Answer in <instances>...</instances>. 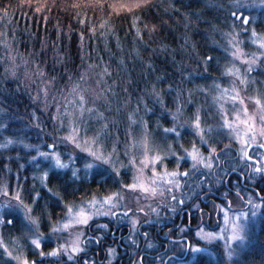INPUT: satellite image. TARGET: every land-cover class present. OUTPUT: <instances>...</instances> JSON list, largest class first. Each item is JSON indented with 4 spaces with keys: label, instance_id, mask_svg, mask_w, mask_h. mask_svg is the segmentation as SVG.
Instances as JSON below:
<instances>
[{
    "label": "trees",
    "instance_id": "1",
    "mask_svg": "<svg viewBox=\"0 0 264 264\" xmlns=\"http://www.w3.org/2000/svg\"><path fill=\"white\" fill-rule=\"evenodd\" d=\"M231 1L0 0V144L11 138V146H25L51 135L59 97L72 93H77V101L82 92L86 101L91 95L90 102H96L91 108L106 114L107 119L111 117L105 105L108 101L112 107L128 104L130 112L139 106V114L153 133L169 127V116L177 108L187 109L189 94L199 96L204 103L212 89L223 86L227 65L223 34L231 33L229 27L236 17ZM208 56L213 59L206 62ZM94 90L102 99L92 97ZM155 92L161 94L160 98ZM145 104L150 111L145 110ZM187 110L184 114L188 117L195 114ZM206 111L200 116L202 126L213 128L207 139L219 159L213 169H199L195 174L198 180L206 176L205 183L194 179L190 170L186 191L211 200L221 198L220 193L245 200V191L264 197V179L251 172L243 174V181L240 179L242 160L234 142L214 128L218 110L207 106ZM106 122L109 130L114 129L111 119ZM185 130L178 143L174 142L175 150L200 146L196 138L184 134ZM209 145L204 147L205 153H210ZM17 154L15 148H0V183L6 180L10 185L11 173L18 171V184L28 196L39 189L40 204L33 213L47 224L58 220L60 202L70 205L99 192L106 181L96 175L90 182L70 180L67 174L52 172L45 187L39 181L40 174L20 171L26 160L22 156L15 162ZM55 196L59 203L52 210L49 202ZM261 214L255 238L233 264H264V208ZM3 226V238H20L22 226L14 221L9 228ZM139 249L130 250L139 256ZM154 251L147 254L152 256ZM7 261L0 256V264ZM197 264L210 263L200 258Z\"/></svg>",
    "mask_w": 264,
    "mask_h": 264
},
{
    "label": "rangeland",
    "instance_id": "2",
    "mask_svg": "<svg viewBox=\"0 0 264 264\" xmlns=\"http://www.w3.org/2000/svg\"><path fill=\"white\" fill-rule=\"evenodd\" d=\"M242 4L247 5L245 7H237L234 4V0L231 1L230 5L233 11L236 13L235 20L232 23L231 28V35L227 32L223 34V39L227 41V44L224 46L226 59H227V65L224 68L222 78H223V86L218 85L215 87L216 89H212L209 95L210 101L207 99L206 101L199 99V96H194L192 94H189V97L185 100L187 109H191L195 114H190L188 117L184 113H186L188 110H181L178 114L177 111H175L172 115L169 116V113L167 114L169 117L172 118L171 124L167 128H171L173 126L177 127V129L180 131V133L185 130L184 134L192 135L191 137H194L198 140L199 147H196L199 149V151L202 153L204 157H208L210 153H205L203 150L204 147H208L209 142L207 139V143H202L200 136L197 134L196 130L192 126V121L195 118V115L197 113V110H199V115L202 116L203 112H207V106L211 110H218V115L215 120V129L216 127L218 129H221L225 134L228 136L230 141L232 140L235 144V148L237 149V152L240 155V148L241 145L239 143V140L236 137L237 131H239L240 135H244V125L240 124V122L236 119L237 114L240 115L241 119H245L242 112V108L239 104V102L233 103L231 99L229 98L231 96V89L233 86H235L239 91L241 97L245 99V103L248 105L249 108V114L252 115L255 118L256 126L259 128L261 126L260 123V116L262 115L256 108L254 101L249 99V97H252L256 94L257 90L260 91L261 94H264V49L260 48L257 43L254 42L256 37H253L252 31L255 29L257 33V37H264V0H241ZM242 14V15H241ZM248 17L249 21L247 24L244 23L243 18ZM230 35V36H229ZM229 37V38H228ZM235 37L236 41L238 42V46L243 50L245 53V59H250L255 57L257 59V64L253 66V71L248 72L247 68L248 65L244 64L242 60L234 58L232 56V51L234 50L232 47V39ZM229 39V40H228ZM239 68L240 72L247 76V79L249 81V84L247 88L245 89L244 85H242L239 81V79L236 76H231L226 73V69L229 67ZM49 88V85H48ZM223 89H229L228 97H225V99L221 102L218 98L222 95ZM77 92V91H75ZM83 94V92H82ZM91 95L87 96V103L85 105V112L83 117L81 118L79 115V101H77V93H72L71 95L65 94L61 97H59L58 100V107H57V114L55 113L54 117V123L55 126L53 127L52 131L50 132L51 135L49 136H42L39 137L41 140H36L35 143H31L27 145H31V147L25 146H18L15 145L11 146L7 142L3 143L6 145V147L1 148L3 151H9L11 149H14L19 153L17 154L15 162H19L20 158L24 156L25 163L23 164V167H20V171H28L29 174L37 175L40 174L41 177H39V181L42 183V175L45 171H48L49 174L52 172L59 173V174H67L70 180H81V178L84 179L85 182H90L92 176H99L97 175V171L99 170L98 167H94L92 169H86L85 165L88 163L93 162V158L87 153L82 151L80 148H76L74 144H72L70 141L66 139V137L72 132V127L75 126L77 129H79V140L81 143L87 138L94 137L97 134L99 135V141L98 143L103 146V150L105 153L112 152L113 147L115 146L116 152L113 154V159L116 162V167L120 169V175L117 177L113 174L108 175L105 174V178H103V188L99 192L91 193L89 195H86L84 198L76 199L74 202L72 201L71 204L63 205V203L60 202V205L62 206V211L60 212V215L58 217V220L54 223L49 222L48 224L42 220L41 217H37L33 213V210L38 207V198H35V193L39 190H33V195L28 196L26 192L23 190V185L18 184L19 175L18 171H15L11 176V184L9 185V182L5 180L0 183V187L3 185H7L9 189V195H14L17 191H20L22 199H24L25 204L29 205L32 208V216L36 217L39 220V233L42 234L41 238V244H42V250L44 252H50L54 248H56L60 244H65L66 242H70L71 235L70 233H75L76 231H82L84 232L83 239L87 242L85 247L84 253L74 254V260L77 256H85L88 252V246L92 247L96 245L98 247V244L94 243L93 241L90 243V238L92 235H90L91 231H94L98 228V226L103 225L105 223V220L109 221H117L119 223H125L126 224V232L129 230L127 237V242H130L128 245L131 247L134 245V241L136 237H138V233L141 231L142 233L148 232V228H146L149 225L153 224H160L169 222L172 218H169L168 215L171 214V216L175 217L177 214L180 217V214L182 213L185 208L187 210H193V214L197 217V211L200 209H205V212H203L202 218H199L198 221L194 223V229L189 230V233L187 234L188 237V245H192L193 247H199L202 249L199 253H191L189 248L187 249V246L185 243H181V245L177 244V252L173 253V255L178 257H185L183 258L186 264H197L199 262L200 258H204L208 263L210 264H233L234 260L239 258L240 253L244 251L247 246L251 243V241L255 238V234L260 226L261 223V210L262 208L256 209L257 215L255 217H251V220L247 223L250 224L249 230L247 232V239L245 241H232L231 240V227L230 223L226 224L224 221V215L225 211H227L228 216L230 219L234 217L235 214H237L239 211H249L252 207V205L247 204V200L249 198L252 199L253 204H259L261 203V199L264 198L263 195H258L257 197L254 196V192L252 194H249L248 192H244L246 198L245 200L239 198V196L235 195H227L224 196L223 193H220V197L217 200H211L207 198L206 196H194L192 192L189 193V191H186L187 185L185 183L186 179L189 177H180L181 183L184 185L180 188H174L172 186H168L169 190L164 191V195L161 196L159 194V191L157 194L153 197L148 194H144L139 189L137 190H131V189H125L123 188V185L125 184H131L134 182V178L137 175V167L140 166L139 162L141 159H143L142 156V150L137 146L135 150L127 147L128 145H131L133 138H135L137 141L141 139L142 134L144 133V127L141 124L136 125H130V121L128 119L130 111V105H124V106H118V107H112L113 105L110 102H106L105 105H107L108 108L111 110V117L107 119L106 114H103L102 118H98L97 111L89 113L87 111L88 108H91V106H94L96 102H90ZM97 96L96 99L99 97L102 99V95L97 90L93 91L92 97ZM98 101V100H97ZM221 103H223V110L221 109ZM181 109V108H180ZM69 112L67 113V111ZM134 112V111H132ZM67 113V115H66ZM224 113H227V116L225 117ZM176 115V119H173V116ZM140 117H143L142 114L137 113V119L139 120ZM220 117V118H219ZM144 118V117H143ZM170 118V119H171ZM215 118V117H214ZM228 119L230 122H232L235 125L234 129H229L227 127L223 126L224 119ZM111 119V126L114 127V129L109 130V128L104 129L103 125L106 121ZM122 119V121H121ZM113 122V123H112ZM124 122V123H123ZM107 123V122H106ZM124 124V125H122ZM131 128V131L129 129ZM220 130V131H221ZM147 132L149 135V139L151 141L153 152L151 154H155L156 151H159L161 155H166V159L163 164H158L156 166L157 171L163 173L165 166L167 167V170L169 172L176 170L177 167V159L178 157H184V160L180 161L179 163V171L182 173L185 170H191L192 161L190 157L187 156L185 149L188 150V152L192 151L193 146H186L184 149H177L175 150L173 147L174 142L179 141V137H176L174 133H165L163 130L156 131L153 133L152 130H149L147 127ZM171 139V140H170ZM258 142H264V139L258 137ZM55 144V148L53 149L50 147L51 145ZM169 146L171 148V151L169 150ZM202 147V148H201ZM22 151V153H20ZM26 153H25V152ZM58 152L62 158V160L65 163L69 164L68 168L64 169H58L53 168L52 164L53 161L48 159H44L43 157L38 155V152ZM127 151L128 154H125ZM264 150L258 149L256 145H253L249 149V154L253 155L254 159L252 161H245L243 159L240 166L242 167L241 173H250L251 168L256 166L255 161L257 159H261L260 153ZM70 156L72 159L70 160ZM135 156L137 159L136 165L134 166L132 163H130L131 158ZM32 157H36V161L33 162ZM118 157V159H116ZM218 161L217 159L213 161V165H216ZM264 163V160L262 161ZM27 165V166H26ZM123 165V167H121ZM21 166V165H20ZM103 167H109L108 165H104ZM214 167V166H213ZM79 170L77 172L76 176L72 175V172L74 170ZM199 169H205L202 166ZM213 169V168H212ZM207 171L209 169H206ZM111 172V169H109ZM240 174L239 177L243 181L244 177L243 174ZM145 175L151 176V165L145 169ZM225 175V173H224ZM254 175V174H253ZM258 175V174H257ZM260 176V175H258ZM102 179V178H101ZM188 181V180H187ZM202 183H205V180H198ZM96 182H99V179L96 180ZM191 181L187 182L189 184ZM43 185H45L43 183ZM44 186L40 185V188H43ZM100 188V186H99ZM27 189V188H25ZM113 192H121L122 195L125 197L124 200L120 201V204L112 209L113 212L116 213L115 216L107 215V216H101L97 215L94 216L90 221L89 225L87 226H77L76 228L70 229L68 231H57L53 232V228H58L63 222H65L67 217V211L68 207L71 206L74 209L79 208L81 206H84L86 210H91L87 207L88 202L91 201L93 198H95L97 201H102L105 196H108L112 194ZM222 194V195H221ZM175 195L177 197L176 201H173L171 197ZM137 197L139 199L137 200ZM5 197L0 196V204L6 202ZM28 199L29 201H27ZM223 199H226L227 202H225ZM57 197L55 196L53 198V201L49 202L51 205V209L54 210V208H57L59 201H57ZM179 200H184L183 204H179ZM35 201V202H34ZM228 201H232L231 207H229ZM203 203V204H202ZM246 203V204H245ZM43 204V203H42ZM99 207V205H98ZM132 209V211H128V209ZM139 208H143L144 211L140 212L138 211ZM157 209V212H159V216H157L156 212H153L152 209ZM175 208V211H172V209ZM107 208H104L103 211H107ZM184 212V211H183ZM127 213V215H125ZM162 216L167 217L162 218ZM169 218V219H168ZM8 219H12L14 222L17 223V225L22 226V230L20 229V238L15 237L4 238L5 242L9 244L10 249L13 251L14 255H22L23 258H26L29 261H33L34 258H37L39 260H56V263L60 262L61 260H68V261H74L68 259L67 253H62L60 257H40L38 255L40 249H35L33 245L30 243V238L32 235L36 232V225L31 224L28 220L24 219L21 212L17 211L14 215H4L3 220L4 223L0 224V236H2V230L4 228V224L7 225L9 228L10 225L7 223ZM136 219L139 221V224H137L135 227L132 225V220ZM123 220V221H122ZM203 222L201 223V221ZM145 221H150L151 223H145ZM43 222V223H42ZM46 226L47 228H44ZM108 228V227H107ZM107 228H104L107 229ZM201 229H203L204 233L208 232H214L217 233L216 238L212 240H206L203 238L202 235H198L200 233ZM223 230V231H222ZM4 237V236H3ZM179 238V236H177ZM13 239L18 240L19 245H22V247H17L12 243ZM147 247V246H146ZM115 250V249H114ZM148 250H151L150 248ZM187 250V254H186ZM230 250H234V254L229 259L228 252ZM105 253L107 254L108 260L114 261L119 256V253L116 251L114 254H110L108 249H104ZM108 251V252H107ZM2 252V250H0ZM3 260H9L7 256H1ZM148 263V260H144ZM149 264H180L179 260H149ZM146 263V264H147ZM11 264H16L15 261H11ZM38 264V263H37ZM50 264V263H49ZM107 264V263H106ZM128 264H132V261ZM135 264H140L139 261H135Z\"/></svg>",
    "mask_w": 264,
    "mask_h": 264
},
{
    "label": "snow or ice",
    "instance_id": "3",
    "mask_svg": "<svg viewBox=\"0 0 264 264\" xmlns=\"http://www.w3.org/2000/svg\"><path fill=\"white\" fill-rule=\"evenodd\" d=\"M234 4L237 7H245L247 5L242 4L241 0H234ZM233 16L236 15L235 12L232 13ZM242 15V14H241ZM244 23L247 24L249 21L248 17L243 18ZM231 35V34H230ZM253 37H256L254 40L255 43L259 45L260 48L264 49V37H257V33L255 29L252 31ZM232 56L234 58L242 60L244 64L248 65L247 71L251 72L253 71V66L257 64V59L255 57L250 59H245V53L243 50L238 46V42L236 41L235 37H233L232 41ZM264 55V53H262ZM213 59L212 56H208L206 58L207 61H211ZM226 73L231 76H236L240 83L244 85L245 89L247 88L249 81L247 79V76L242 74L239 70V68L229 67L226 69ZM158 98H160L161 94L159 92L154 93ZM229 89H223L222 95L218 98L221 102L225 99V97H228ZM233 103L239 102L242 112L245 119H241L240 115L237 114L236 119L240 122V124L244 125V135L241 136L239 131L236 133V137L239 140V143L241 145L240 148V159H243L245 161H252L254 159L253 155L249 154V149L256 145L258 149L264 150V142H258L257 138L260 137L264 139V94H261L259 90H257L256 94L252 97H249V99L254 101V104L257 108V110L262 114L260 116V123L261 126L257 128L255 118L249 114V108L248 105L245 103V99L241 97L240 91L233 86L231 89V96L229 97ZM79 100V115L82 118L85 112V105L87 103L86 98L83 94H79L78 96ZM162 102V100H161ZM221 109L223 110V103H221ZM145 110L150 111V109L147 108V104H145ZM87 111L89 113L93 112L94 110L92 108H88ZM181 111L180 108H177V114ZM139 112V106H137V109L134 112L129 113L128 119L130 121V125H136L141 124L144 127V133L141 136L140 140H136L133 138L131 145H128L127 147L135 150L137 146L142 150V156L143 159L140 160L139 164L140 166L137 167V175L134 178V182L131 184H125L123 185V188L125 189H131V190H137L139 189L144 194H148L150 196H155L157 192L159 191V194L161 196L164 195L165 190H169L168 186H172L174 188H180L184 186L181 183L180 177H189L190 171L185 170L184 172L179 171V163L180 161L184 160V157H178L177 159V167L176 170L169 172L167 170V167L165 166L163 173L157 171L156 166L158 164H163L166 155H161L159 151H156L155 154H151L153 152V147L151 144V141L149 139V135L147 132V121L143 119V117H140L139 120L136 118L137 113ZM225 117L227 116V113H224ZM103 113H98V118H102ZM173 119H176V115L173 116ZM192 126L196 130L197 134L200 136L202 143H207V136L209 133L213 132V128L211 126H202L201 118L199 115V110H197V113L195 115L194 120L192 121ZM223 126L227 127L229 129H234L235 125L230 122L228 119H224ZM104 129L108 128V124L105 123L103 125ZM131 131V128L129 129ZM163 131L165 133H174L176 137H179L181 135L180 131H178L177 127L173 126L171 128H164ZM99 135L97 134L94 137L87 138L81 143L79 140V129H77L75 126L72 127V132L66 137L68 141H70L72 144L75 145L76 148H80L82 151L87 152L92 158L93 162L88 163L85 165L86 169H92L94 167H98L97 175H100L101 178H105V174L111 175L114 173L115 176L120 175V169L116 167V162L113 159V154L116 152L115 146L112 149V152L105 153L103 150V146L98 143L99 141ZM8 144H12L13 140L11 138L7 141ZM6 147L5 144H0V148ZM27 147H31V145H27ZM53 149L55 148V144L51 145ZM211 151L208 157H204L202 153L199 151L198 148H196L195 145L192 147V151L188 152L187 149H185V152L188 157H190L192 161L191 166V175H193L194 179L198 180L199 177L195 174L199 171V168L202 166L205 169L211 170L213 168V161L216 159H219V157L216 155V148L209 145ZM227 147V146H226ZM169 150L171 151V148L169 146ZM125 154H128L127 151ZM38 155L43 157L44 159L52 160L53 168L58 169H64L68 168L69 164L65 163L60 154L58 152H38ZM261 159H257L255 161L256 166L251 168L252 174H258L260 175L261 179H264V163H262V160H264V151L260 153ZM72 157L70 156V160ZM118 159V157L116 158ZM33 162L36 161V157H32ZM137 159L135 156L131 158L130 163H132L134 166L136 165ZM104 165H108L109 167H103ZM151 165V176L145 175V169L148 168ZM23 167V165H21ZM123 167V165H121ZM111 169V172L109 171ZM235 170V169H233ZM79 170H74L72 172L73 176L77 175V172ZM244 174V173H241ZM48 171H45L42 175V183L45 184V187H47L46 181L48 180ZM204 179L206 180L207 177L205 176ZM187 183V181H185ZM211 187V185H209ZM49 192L52 191L51 188L48 189ZM56 195H59L56 193ZM237 195H239V190H237ZM0 196L7 198L5 203L0 204V224L4 223L3 216L4 215H14L17 211L21 212L24 219L28 220L31 224L36 225V232L32 235L30 238V243L35 247V249H40L38 255L40 257H60L62 253L68 254L69 260H74V254L84 253L85 247L84 245L87 243L83 237L84 232L82 231H76L75 233H70L71 240L70 242H66L65 244H60L56 248H54L50 252H44L42 250V244H41V238L42 234L39 233V220L32 216V208L25 204L24 199H22L20 191H17L14 195H9V189L7 185H3L0 187ZM40 193H35V198H39ZM125 197L122 195L121 192H113L112 194L105 196L102 201H97L95 198H93L91 201L88 202L87 207L89 210H86L84 206H81L79 208L74 209L73 207L69 206L67 211V217L65 222H63L58 228L54 227L53 232L57 231H68L70 229L76 228L77 226H87L89 225V221L97 215L101 216H107L112 215L115 216L116 213L112 211V209L116 208L120 201L124 200ZM139 197H137V200ZM173 201L177 200V197L173 195L171 197ZM35 202V201H34ZM179 204H183L184 200H179ZM232 201H228L229 207L232 205ZM248 205H252L251 209L249 211H239L237 214L234 215L230 219V217L227 214V211H225L224 215V221L226 224L230 223L231 227V240L232 241H245L247 239V232L249 230L250 224L247 223L251 220V217H255L257 215L256 209L264 208V198L261 199V203L259 204H253V201L251 198L247 200ZM99 205V207H98ZM104 208H107V211H103ZM128 211H132V209H128ZM138 211L143 212V208H139ZM153 212L157 213V216H159V212H157V209L153 208ZM172 211H175V208L172 209ZM127 215V213H125ZM7 223L11 225L13 223L12 219H8ZM145 223H151L150 221H145ZM137 224H139V221L136 219L132 220V225L135 227ZM108 225H100L98 226V229L107 228ZM223 231V230H222ZM145 236H148V233H144ZM198 235H202L204 239L206 240H212L216 238L217 233L214 232H208L204 233L203 229H201L200 233ZM92 241L96 244H99L101 242V238L98 237H92ZM12 243L16 245L17 247H22V245H19L18 240L13 239ZM151 247V245H149ZM189 250L191 253H199L202 251L199 247H193L192 245H188ZM0 256H7L10 258L6 264H11V261H15L16 264H37V261H29L26 258H23L22 255H14L13 251L10 249L9 244L5 242L3 236H0ZM110 254H114V249H109ZM234 254V250H230L228 252V257L231 259V257ZM180 261V264H186L183 257L177 258ZM43 264V262H41ZM81 264H87V261H81Z\"/></svg>",
    "mask_w": 264,
    "mask_h": 264
},
{
    "label": "flooded vegetation",
    "instance_id": "4",
    "mask_svg": "<svg viewBox=\"0 0 264 264\" xmlns=\"http://www.w3.org/2000/svg\"><path fill=\"white\" fill-rule=\"evenodd\" d=\"M249 189L253 188L249 187ZM252 192L254 191L249 193L252 194ZM183 211L180 214V217L177 214L175 217H173L174 215L171 216V214L168 215L169 218H172L169 222H162L160 224L152 223V225L147 226L146 228L149 230L147 232L148 236H145L144 233L140 231L132 247L128 245L130 242H127V234L129 230L126 232V224L119 223V220L115 222L105 220L103 225H108L107 229L104 230V228H97L90 232V235H92L91 238L94 236L101 238V242L98 244V247L96 245L92 247L88 246V252L85 256L79 255L74 261L64 259L58 263H56V260L35 261H37L38 264H41V262H43V264H81L82 260L87 261V264H128L129 261H132V264H135V261H139L140 264H144V260H178V256L173 255V253H176L178 250L176 248L177 244L181 245L183 242L186 244L188 249L187 234L189 233V230L194 229V223L198 221L199 218H202L205 209L198 210L197 217L193 214V210H187V208H185ZM162 218L166 219L167 217L162 216ZM202 222L203 220L201 223ZM177 236H179V238H177ZM91 238L90 243L92 242ZM149 245H151V247ZM105 247L108 251L109 249H115V251L119 253L116 260L112 262L111 260H108L110 258H108L104 251ZM137 248H140V255L134 256V253H131L130 249L134 251ZM149 248L155 249V254L152 256L147 254Z\"/></svg>",
    "mask_w": 264,
    "mask_h": 264
}]
</instances>
